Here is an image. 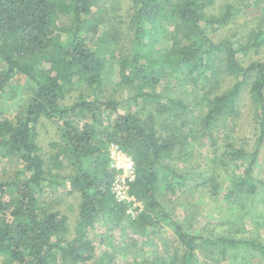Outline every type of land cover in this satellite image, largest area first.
Instances as JSON below:
<instances>
[{"label": "trees", "instance_id": "obj_1", "mask_svg": "<svg viewBox=\"0 0 264 264\" xmlns=\"http://www.w3.org/2000/svg\"><path fill=\"white\" fill-rule=\"evenodd\" d=\"M102 1L0 0V95L16 75L26 80L29 93L15 120L0 112V154L19 164L12 178L0 180V264H112L107 254L96 256L89 234L100 219L116 225L129 220L125 205L111 192L116 169L109 164V145L117 146L133 163L128 192L142 207L131 225L143 235L149 227L164 224L173 236V249L149 264H200V253L219 260L244 253L264 259V242L258 239L191 233L165 210L157 194L158 184L167 176L170 189L176 183H190L218 194L217 176L179 173L171 166L181 142L176 131L163 136L159 121L186 114L190 91L204 104L199 123L210 133L217 122L232 123L239 115L244 89L253 108L254 142L246 149L236 146L228 134L222 135L220 144L211 136L212 161L227 175L226 202L264 193V181L254 174L264 147V63L244 65L239 58L264 44V26L249 43L214 41L212 35L233 17L231 4L211 14L208 8L214 0H131V52L117 56L118 32L103 29ZM255 2L264 13V0ZM61 17L68 21L61 22ZM165 25H169L168 47L159 46L158 39L166 32ZM112 58H117L118 85L130 94L124 113L103 95ZM220 71L234 83L217 94L213 88ZM168 79L182 84L185 97L159 88ZM77 87L86 91L72 104H62ZM42 117L59 130L50 169L36 142V125ZM62 168H69V173H51ZM66 184V194L78 197L69 239L68 217L52 207L57 200L49 192Z\"/></svg>", "mask_w": 264, "mask_h": 264}, {"label": "rangeland", "instance_id": "obj_2", "mask_svg": "<svg viewBox=\"0 0 264 264\" xmlns=\"http://www.w3.org/2000/svg\"><path fill=\"white\" fill-rule=\"evenodd\" d=\"M225 4H231L234 9L233 17L229 23L219 28L213 35L214 41L230 39L240 43H249L253 34L259 27L264 26V13L262 6L255 0H214L213 5L208 8L211 14H217ZM105 10L103 29L111 33L118 32V40L115 44L116 55L129 54L131 52L132 29L130 18L132 15L131 0H103L100 3ZM66 23L65 17L60 18ZM166 32L158 36L162 47L169 46V25H165ZM161 33V32H160ZM242 64L247 65L251 61H261L264 63V44L257 52L248 51L240 55ZM117 58H112V63L106 69L103 95L118 103L119 113L127 111L128 103L126 98L129 91L118 85ZM3 65L0 63V69ZM234 83L231 76L218 73V85L213 88L215 93L226 90ZM159 88L169 89L173 95L185 97V88L175 79L164 81ZM244 89L239 99V115L232 123L220 121L210 130L204 132L200 126L199 119L205 108L200 96L193 92H186L191 98L190 108L186 114L179 117L174 115L164 116L159 123L164 127L163 136H178L181 146H177L175 160L172 165L179 173L193 171L198 177L207 178L211 174L217 176L219 191L217 195L211 193L203 187H194L190 183L180 185L174 184L169 188V176L167 180H162L157 187L158 199L165 210L176 220L186 227L191 233L221 236L226 235L232 238H252L264 242V193H259L255 197L242 198L239 201L226 202L223 195L228 186L227 175L223 170L213 163V149L210 146L211 136L220 144L223 134H228L231 141L244 148H250L255 139L254 114L248 95ZM83 87L67 94L62 100V104L70 105L76 101L79 94L83 93ZM86 91V90H85ZM84 91V92H85ZM28 86L26 80L19 75L14 76L0 95V112L11 120L20 116L28 96ZM134 111V106L130 108ZM115 115L111 114V118ZM103 123L106 124L105 115H102ZM185 119V124L183 120ZM59 138V130L56 123L42 117L36 125V142L40 147V154L46 161V168L50 169L51 157L56 153L53 143ZM109 156L113 155L115 163L123 166L126 158L125 153L119 151L114 145L108 147ZM110 156V157H111ZM116 164V165H117ZM169 165V161L167 163ZM19 164L16 158L3 156L0 154V180H8L13 177ZM65 176L69 173V168H62L57 172ZM254 174L258 179L264 181V147L258 156ZM128 172L117 170L115 179H124ZM192 183V182H191ZM193 184V183H192ZM66 188H52L49 192L51 199L57 200L53 203V208L61 211L68 217L69 232L66 238H71L77 215V194H66ZM49 194V193H47ZM128 215V214H127ZM129 220L121 222L119 225L110 220H99L95 226L89 230V234L95 246L96 256L107 254L112 264H149L168 254L174 247L173 236L164 224H157L149 227L145 234L137 233L135 227L129 222L133 216L128 215ZM200 264H264V259L259 256H251L247 253L238 256L228 257L219 260L216 257L206 258L204 253L199 255Z\"/></svg>", "mask_w": 264, "mask_h": 264}, {"label": "built area", "instance_id": "obj_3", "mask_svg": "<svg viewBox=\"0 0 264 264\" xmlns=\"http://www.w3.org/2000/svg\"><path fill=\"white\" fill-rule=\"evenodd\" d=\"M115 147L117 148V146ZM112 158H113V155L110 157V163H109L110 167L117 169V170L122 169L124 171H127L128 176H126L124 179H121V180H119L118 178L117 179L114 178L111 184V192L113 193L117 201L122 202L125 205L126 214L135 217L138 211L141 209L142 205L128 192V181L134 178L133 163L129 157V158H126L123 166H119L117 163L114 162L115 160Z\"/></svg>", "mask_w": 264, "mask_h": 264}]
</instances>
